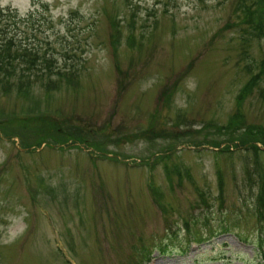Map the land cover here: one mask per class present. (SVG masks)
Returning <instances> with one entry per match:
<instances>
[{"label":"rangeland","instance_id":"obj_1","mask_svg":"<svg viewBox=\"0 0 264 264\" xmlns=\"http://www.w3.org/2000/svg\"><path fill=\"white\" fill-rule=\"evenodd\" d=\"M252 1L0 0L64 66L0 76V264H264Z\"/></svg>","mask_w":264,"mask_h":264},{"label":"trees","instance_id":"obj_2","mask_svg":"<svg viewBox=\"0 0 264 264\" xmlns=\"http://www.w3.org/2000/svg\"><path fill=\"white\" fill-rule=\"evenodd\" d=\"M262 1L263 0H253L252 3L247 4L245 7L246 13L254 15L252 20L260 21L259 25L253 24L257 32H259L260 37H264V12L262 11L263 8L261 7ZM34 12H38L39 14V10L36 11V9H34L33 11H29L28 14L33 15ZM0 13H4L6 17L4 24L5 26L0 28V76L5 79L3 81H6L8 84H10L11 82L9 81L15 79L17 83L21 79V76L19 74L27 72L30 66H35V69L30 71L36 72V74L41 77L43 75H49L51 73L58 74L59 72H61L60 70H58V68H63L64 66L63 64L62 66H59L57 64L56 58L52 56L53 52L50 51L51 53H49L47 51V49L51 45L47 46L48 43L46 41H44L45 49H42V51L40 52L38 51L39 49L37 48V46L33 45L28 48L25 46V44H19V42H17V39L14 36V32L12 33L11 30L12 27L15 26L16 21H18L20 18L14 9L12 10L7 6L4 8L0 7ZM45 22H49V19H47ZM38 46L43 47L41 44H39ZM67 51L69 50L65 49L64 52ZM66 56L71 59L74 58V54L71 53ZM19 62H26V64H24L20 68L18 66ZM260 69L261 74L264 75V55L260 63ZM255 137V135L252 136V142L257 140ZM252 146L255 148L256 145L252 143Z\"/></svg>","mask_w":264,"mask_h":264}]
</instances>
